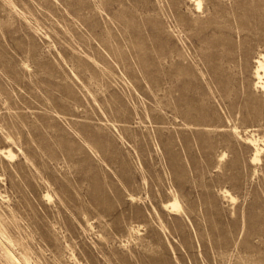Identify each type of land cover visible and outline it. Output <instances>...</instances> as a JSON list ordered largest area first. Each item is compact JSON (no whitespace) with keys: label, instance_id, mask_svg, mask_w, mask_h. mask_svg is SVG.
<instances>
[{"label":"rangeland","instance_id":"rangeland-1","mask_svg":"<svg viewBox=\"0 0 264 264\" xmlns=\"http://www.w3.org/2000/svg\"><path fill=\"white\" fill-rule=\"evenodd\" d=\"M262 54L264 0H0V264H264Z\"/></svg>","mask_w":264,"mask_h":264},{"label":"bare ground","instance_id":"bare-ground-1","mask_svg":"<svg viewBox=\"0 0 264 264\" xmlns=\"http://www.w3.org/2000/svg\"><path fill=\"white\" fill-rule=\"evenodd\" d=\"M198 8H201L200 1L198 3ZM257 64H258V66H257V69L255 71V74H256V76L258 78L257 85H260L261 87H264V54H262L259 57V59L257 60ZM249 142L252 143L255 146L256 153H255L254 160H258L259 159L258 156H259V154L261 152V149L259 147L260 139L259 138H256L255 136H253V138L249 139ZM11 155H13V154H11ZM176 205H177V207H179L178 204H177V202H175L173 204L174 207Z\"/></svg>","mask_w":264,"mask_h":264}]
</instances>
